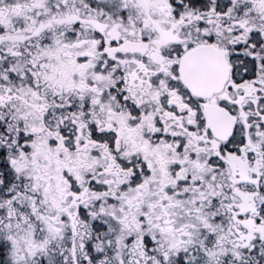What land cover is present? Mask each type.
<instances>
[{
    "label": "snow or ice",
    "instance_id": "6c2138e0",
    "mask_svg": "<svg viewBox=\"0 0 264 264\" xmlns=\"http://www.w3.org/2000/svg\"><path fill=\"white\" fill-rule=\"evenodd\" d=\"M0 264H264V0H0Z\"/></svg>",
    "mask_w": 264,
    "mask_h": 264
}]
</instances>
